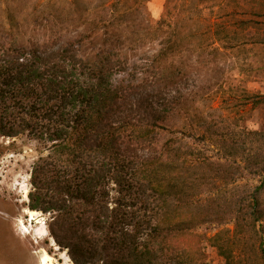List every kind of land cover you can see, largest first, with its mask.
Returning a JSON list of instances; mask_svg holds the SVG:
<instances>
[{"label": "trees", "instance_id": "1", "mask_svg": "<svg viewBox=\"0 0 264 264\" xmlns=\"http://www.w3.org/2000/svg\"><path fill=\"white\" fill-rule=\"evenodd\" d=\"M165 25L169 19L162 15L150 27L157 41L143 53L151 62L140 72L151 80L141 83H112L128 68L121 33L96 49L90 27L87 57L58 40L0 43V135L27 134L42 145L30 170L28 207L49 214L48 231L74 264H206L195 228L228 217L241 228L264 220V153L238 145L227 153L240 154L246 170L262 174L252 191L234 200L202 199L208 185L240 174V165H218L189 146L183 150L181 137L157 146L182 102L171 95L163 62L183 56L184 36L163 31ZM217 52L202 47L197 56L214 61ZM232 134L210 136L226 149ZM243 134L252 143L264 139V129ZM214 246L232 264V250Z\"/></svg>", "mask_w": 264, "mask_h": 264}, {"label": "rangeland", "instance_id": "2", "mask_svg": "<svg viewBox=\"0 0 264 264\" xmlns=\"http://www.w3.org/2000/svg\"><path fill=\"white\" fill-rule=\"evenodd\" d=\"M162 15L169 19L163 31H181L185 50L182 58L170 56L163 62L171 95L182 102L164 123L157 146L181 137L183 150L189 146L218 165L239 164L240 174L216 180L200 196L237 199L262 178L244 168L240 154L227 153L235 152L236 145L264 153V139L252 143L250 137L239 135L264 129V101L259 102L264 97V0H0V43L58 40L74 43L87 57L90 27L96 28L92 38L96 49L104 38L111 42L121 33L125 40L119 45L125 47L128 68L113 75L112 83L149 82L150 75L140 72V66L151 62L143 61V53L155 46L157 37L150 27ZM123 19L124 25L117 26ZM130 39H139V44ZM188 46L197 50L191 52ZM202 47L218 48L214 61H200L203 56L197 51ZM204 56L209 58L207 52ZM216 131H231L228 143L233 146L225 149L221 138L210 136ZM42 151V145L27 134L0 135V264H42L47 255L50 262L74 264L67 249L49 233V214L37 211L30 218V170ZM228 218L195 228L206 264H227L215 242L232 250V264H264V220L241 228Z\"/></svg>", "mask_w": 264, "mask_h": 264}, {"label": "bare ground", "instance_id": "3", "mask_svg": "<svg viewBox=\"0 0 264 264\" xmlns=\"http://www.w3.org/2000/svg\"><path fill=\"white\" fill-rule=\"evenodd\" d=\"M29 212H30V218H31V220H32L33 217H34V214L39 213V212H37V211H35V210H30ZM21 223H22V222H21ZM24 230L27 231V233L30 232V231H28V229H24ZM49 259H51L49 255L43 257L42 260H41L42 264H56V263H54L53 261L50 262Z\"/></svg>", "mask_w": 264, "mask_h": 264}]
</instances>
